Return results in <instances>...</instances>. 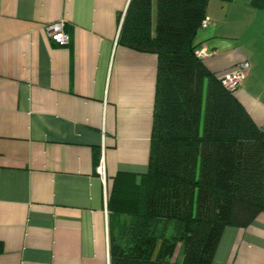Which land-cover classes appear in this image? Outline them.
I'll list each match as a JSON object with an SVG mask.
<instances>
[{"label": "crops", "instance_id": "0c3cea01", "mask_svg": "<svg viewBox=\"0 0 264 264\" xmlns=\"http://www.w3.org/2000/svg\"><path fill=\"white\" fill-rule=\"evenodd\" d=\"M128 2L0 0V264H110L107 201L116 175L147 169L157 71L118 44ZM205 15L203 63H249L234 96L264 132V0ZM60 20L64 46L46 32ZM211 264H264V210L223 229Z\"/></svg>", "mask_w": 264, "mask_h": 264}, {"label": "trees", "instance_id": "16d2710c", "mask_svg": "<svg viewBox=\"0 0 264 264\" xmlns=\"http://www.w3.org/2000/svg\"><path fill=\"white\" fill-rule=\"evenodd\" d=\"M209 0H129L118 44L157 57L147 169L116 175L110 264H211L264 210V132L196 56ZM114 226V227H113Z\"/></svg>", "mask_w": 264, "mask_h": 264}, {"label": "built area", "instance_id": "2783aa9c", "mask_svg": "<svg viewBox=\"0 0 264 264\" xmlns=\"http://www.w3.org/2000/svg\"><path fill=\"white\" fill-rule=\"evenodd\" d=\"M207 24L208 21L204 19L201 23L200 29H205L207 27ZM64 27V20H60L46 27V32L50 40L59 46H64L68 43V36L64 30ZM196 56L200 59H204L205 57H207V53L205 52L204 47H201L196 52ZM249 67V63L245 61L220 75L219 79L221 80L222 86L228 91H235L241 84L242 80L245 78ZM98 171L100 172V168Z\"/></svg>", "mask_w": 264, "mask_h": 264}]
</instances>
